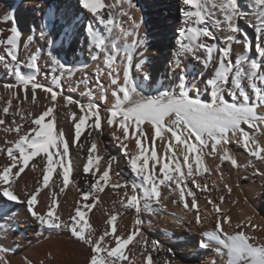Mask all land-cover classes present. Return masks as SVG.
I'll list each match as a JSON object with an SVG mask.
<instances>
[{
  "label": "bare ground",
  "instance_id": "1",
  "mask_svg": "<svg viewBox=\"0 0 264 264\" xmlns=\"http://www.w3.org/2000/svg\"><path fill=\"white\" fill-rule=\"evenodd\" d=\"M255 5L0 0V264H264Z\"/></svg>",
  "mask_w": 264,
  "mask_h": 264
},
{
  "label": "rangeland",
  "instance_id": "2",
  "mask_svg": "<svg viewBox=\"0 0 264 264\" xmlns=\"http://www.w3.org/2000/svg\"><path fill=\"white\" fill-rule=\"evenodd\" d=\"M256 1L257 0H254V2H255L256 5H255V7H253L254 14H255L253 17L255 19H252V21L254 20V22H251V23H253V25H255L256 30H260V32H263L264 31V21H263V18H264V10H263V6H261L259 3H256ZM256 26H258V27H256ZM258 67H259V63L256 62V61H251V62H249L244 67H238V69L236 70V73H235V80H234V83H233V86H234L233 87V90L229 93L230 94L229 97H230V101H231L230 104L231 105H233V106L236 105V94H235V90H237V88H239L240 80H241V78L244 75L246 77V84L248 86L250 85V86L254 87L255 84H254V80H253L254 79L253 78V75L258 70ZM216 74L217 75H216L215 79L212 80L211 82H209V84H208V85L211 86L212 89L216 86V83L218 82V80L220 78L221 72H219V73L217 72ZM244 109H246V111H247L248 114H255V113L258 112L253 107H249V106H245Z\"/></svg>",
  "mask_w": 264,
  "mask_h": 264
}]
</instances>
